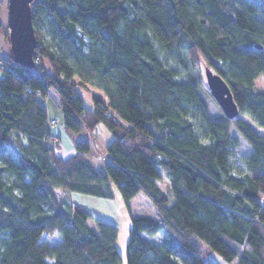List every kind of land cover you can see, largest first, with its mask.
<instances>
[{
  "label": "trees",
  "instance_id": "obj_1",
  "mask_svg": "<svg viewBox=\"0 0 264 264\" xmlns=\"http://www.w3.org/2000/svg\"><path fill=\"white\" fill-rule=\"evenodd\" d=\"M32 10L35 65H0V264H216L198 239L228 262L264 264V0H33ZM8 28L0 19L9 44ZM203 65L228 82L237 117ZM79 86L99 93L93 104ZM49 91L62 118L49 114ZM60 119L71 132L109 128L104 169L87 141L57 154ZM240 135L252 151L237 164ZM72 192L127 206L142 192L158 217H131L123 255L119 226Z\"/></svg>",
  "mask_w": 264,
  "mask_h": 264
},
{
  "label": "rangeland",
  "instance_id": "obj_2",
  "mask_svg": "<svg viewBox=\"0 0 264 264\" xmlns=\"http://www.w3.org/2000/svg\"><path fill=\"white\" fill-rule=\"evenodd\" d=\"M8 3L9 0H2L1 4V12L0 18L3 20L4 24L8 23ZM46 31V28L44 29ZM9 32V28H8ZM2 35V39L4 40L5 47L11 53L10 42L9 44L6 41L5 34L0 32ZM9 39V38H8ZM1 53V52H0ZM1 55V54H0ZM173 63L175 65L180 66L183 70H185V65L180 57H177ZM206 66V65H205ZM205 66L202 67V78L203 81L206 82L205 76ZM1 75V68H0ZM185 78V77H183ZM257 89L264 90V78H259L257 80ZM78 90L85 97V101L87 104H93L92 97L93 91L78 87ZM97 93V92H96ZM99 94V93H97ZM52 99L54 102H52ZM46 105L48 107L49 114L56 113L59 117L62 118V112L59 109V101L58 96L54 91L46 97ZM214 102V101H213ZM216 103L211 102L210 108L216 110ZM218 108V107H217ZM54 116V115H53ZM242 117L248 121L250 118L247 115H242ZM251 122V121H250ZM260 133H264V129L256 127ZM232 133H236L237 131L233 128ZM53 131L56 135L59 136V142L55 143L56 152L58 155L63 157H67L76 152V144L81 141H87L90 146V157L92 162L96 159L97 162H93L95 167L99 169H104L106 160L104 159L106 156L108 157V152L106 149V145L112 140L113 134L109 130V128L104 124H99L94 130H82L80 132H71L66 129L61 124V119L59 123L53 126ZM241 145L236 149V154L233 155V158L237 164H241L242 156L249 154L252 151V147L245 140L244 137L240 135ZM99 162V163H98ZM163 187L166 185L165 182H162ZM60 195H65L64 191H59ZM170 195V192H169ZM72 199L81 203L84 207L89 209L95 216L108 219L110 221L115 222L120 228V236H119V248L123 255H125L126 249V241L129 235V228L131 225V217L138 215H148L152 217H158L157 210L151 200L142 192L138 193L130 202V206H127L122 202L120 197L115 196L114 198H107L102 196H94L90 194L80 193V192H72ZM160 233V232H159ZM157 236V235H156ZM154 236V237H156ZM163 234H160L156 238L160 240ZM152 237L153 241H156L155 238ZM62 239L59 233H55L49 236L50 243H58ZM199 246L201 248V255L207 259H211L216 264H235V262H228L214 249H212L209 245H207L202 240L198 239Z\"/></svg>",
  "mask_w": 264,
  "mask_h": 264
},
{
  "label": "water",
  "instance_id": "obj_3",
  "mask_svg": "<svg viewBox=\"0 0 264 264\" xmlns=\"http://www.w3.org/2000/svg\"><path fill=\"white\" fill-rule=\"evenodd\" d=\"M32 2L33 0H9L8 3L9 42L12 55L16 62L26 67L35 65L34 54L38 45ZM256 46L262 48L261 44ZM205 76L208 88L223 113L231 119L237 117L240 109L225 78L209 65L205 66Z\"/></svg>",
  "mask_w": 264,
  "mask_h": 264
},
{
  "label": "crops",
  "instance_id": "obj_4",
  "mask_svg": "<svg viewBox=\"0 0 264 264\" xmlns=\"http://www.w3.org/2000/svg\"><path fill=\"white\" fill-rule=\"evenodd\" d=\"M1 19V18H0ZM1 21H3V20H1ZM3 37H2V35H0V52L1 53H8V54H10L9 53V51L7 50V48L5 47V44H4V40L2 39ZM51 93V91H49V93H48V95ZM52 102H54V100L52 99ZM59 105V104H58ZM52 115V114H51ZM53 115H57L56 113H53ZM60 143V142H59ZM87 158H88V160L93 164V162H97V160L95 159L93 162L91 161V160H93V159H91V157H90V154H88L87 155ZM105 160H107V156L104 158ZM99 163V162H98ZM95 164V163H94ZM93 164V165H94ZM95 166V165H94ZM162 180H163V182H165V184H166V186H169V179H168V177L166 176V175H163L162 176ZM119 197V196H118ZM163 237V236H162Z\"/></svg>",
  "mask_w": 264,
  "mask_h": 264
},
{
  "label": "built area",
  "instance_id": "obj_5",
  "mask_svg": "<svg viewBox=\"0 0 264 264\" xmlns=\"http://www.w3.org/2000/svg\"><path fill=\"white\" fill-rule=\"evenodd\" d=\"M0 54H1L0 55V65L3 64L5 61H9L11 63L19 65V63L16 62V60L13 57H11L10 54H8V53H0ZM51 122L52 123L56 122V118H53L51 120ZM52 140H53L54 143H56V142L58 143L59 142V136L53 135L52 136Z\"/></svg>",
  "mask_w": 264,
  "mask_h": 264
}]
</instances>
